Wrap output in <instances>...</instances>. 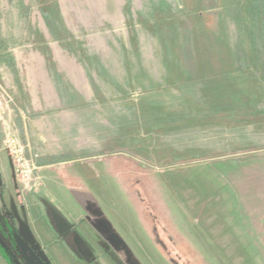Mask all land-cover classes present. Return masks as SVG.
Segmentation results:
<instances>
[{
	"label": "rangeland",
	"instance_id": "rangeland-1",
	"mask_svg": "<svg viewBox=\"0 0 264 264\" xmlns=\"http://www.w3.org/2000/svg\"><path fill=\"white\" fill-rule=\"evenodd\" d=\"M102 1L0 0V264H264V0H126L134 38L117 49L136 71L87 128L101 157L46 172L27 154L16 60L101 52L91 33L58 41V11ZM12 136L32 182L14 174Z\"/></svg>",
	"mask_w": 264,
	"mask_h": 264
},
{
	"label": "crops",
	"instance_id": "crops-1",
	"mask_svg": "<svg viewBox=\"0 0 264 264\" xmlns=\"http://www.w3.org/2000/svg\"><path fill=\"white\" fill-rule=\"evenodd\" d=\"M101 3L95 7L64 5L58 11L65 28L58 41L82 40L91 33L102 46L101 52L82 55L51 49V53L34 52L16 60L22 63L13 69L16 80L10 89L21 103L17 116L20 133L39 171L101 157V146L88 150L89 138L97 142L98 137L90 136L87 128L103 124L105 94L125 91L135 76V54L117 49L132 44L134 15L126 0ZM22 17L23 12L16 19V36L23 34ZM31 26L36 23L32 21ZM37 28L36 45H50L48 36ZM258 29L264 61V25ZM109 47L116 49L110 52Z\"/></svg>",
	"mask_w": 264,
	"mask_h": 264
},
{
	"label": "built area",
	"instance_id": "built-area-1",
	"mask_svg": "<svg viewBox=\"0 0 264 264\" xmlns=\"http://www.w3.org/2000/svg\"><path fill=\"white\" fill-rule=\"evenodd\" d=\"M12 168L17 179L22 182H32L35 179L37 167L32 157L26 155V147L12 136L6 141Z\"/></svg>",
	"mask_w": 264,
	"mask_h": 264
},
{
	"label": "trees",
	"instance_id": "trees-1",
	"mask_svg": "<svg viewBox=\"0 0 264 264\" xmlns=\"http://www.w3.org/2000/svg\"><path fill=\"white\" fill-rule=\"evenodd\" d=\"M2 255H3V254H2ZM4 256H5V255H4ZM4 258H5V260H8L7 256H5ZM10 263H11V262H10ZM12 264H13V263H12Z\"/></svg>",
	"mask_w": 264,
	"mask_h": 264
}]
</instances>
